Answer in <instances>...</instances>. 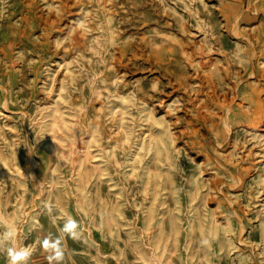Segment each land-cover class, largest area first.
I'll use <instances>...</instances> for the list:
<instances>
[{"label": "rangeland", "instance_id": "obj_1", "mask_svg": "<svg viewBox=\"0 0 264 264\" xmlns=\"http://www.w3.org/2000/svg\"><path fill=\"white\" fill-rule=\"evenodd\" d=\"M0 264H264V0H0Z\"/></svg>", "mask_w": 264, "mask_h": 264}]
</instances>
